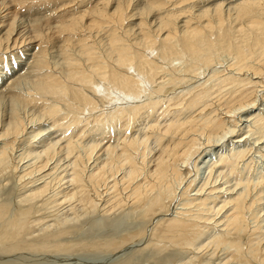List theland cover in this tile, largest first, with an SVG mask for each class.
I'll return each mask as SVG.
<instances>
[{
  "label": "rangeland",
  "instance_id": "374dc122",
  "mask_svg": "<svg viewBox=\"0 0 264 264\" xmlns=\"http://www.w3.org/2000/svg\"><path fill=\"white\" fill-rule=\"evenodd\" d=\"M98 1L100 0H46V2L45 0H20L19 3L18 0H0V47H2L0 48V132L7 131V133H2L3 136L0 133V210L2 209L0 212V264H264V185L259 184L255 187L256 182L259 183L264 179V127L262 128L258 124L259 121L252 122L257 118L255 117L256 113L259 114V117L264 115V97L258 99L257 96L259 104L254 106L257 107V110H248L246 109L248 107H245L230 114L231 117L234 115V122L228 123L226 128L232 132L235 128L233 132H236L235 136L230 138L234 142L226 141L222 143V148L216 147V149L220 148L218 154L225 153L227 156H231L233 151L235 153L236 150L245 151L247 149L248 155L246 154L234 162L235 171H229V166H227V170L225 167L222 168V171L214 174V179L218 178L216 183H212L216 184L218 188L212 191H209L210 188H205L202 191L203 194L210 193L209 195H211L206 201V206L200 205L197 209L196 202H194L189 210L181 209L184 208L181 203L184 201L181 198V189L187 177L181 184L178 183L179 185L173 181L174 187H176L175 191H172V194H175L172 195L173 198L171 192L170 195L167 192H162L163 197L158 192L157 199L160 197V201L164 199L163 204L161 203L165 204L164 210L158 206L161 204L152 202L154 200L151 198L152 194L148 196L149 198L144 197V200L134 204L128 198L131 188H126V183H124V176L126 177L128 173L126 161L114 160L121 153L119 143L125 139H136L139 148L137 147L138 150L135 149V152L133 149L134 153L131 151L132 156L140 163L144 155L149 166L146 165L144 170H147L154 164L153 153L159 146L156 138L153 137L149 140L145 137L148 141H143L146 127L154 123L162 125L166 119L172 116L168 113L169 110L164 116L162 114L164 108L175 100L179 102L183 98V100L187 99L189 93H186V90L206 81L211 76V71L227 69L225 72L237 73L228 67V64L233 61V55L229 48L228 51L226 50L229 46L226 44L229 43L224 41L226 46H223L226 49L220 50L221 52L218 51L219 49L211 50L214 55L216 53L215 56L219 57L217 63H213L207 68L202 65L201 67L197 66L202 68L197 70L201 75L194 77L188 72H183L184 65L197 64L194 63V59L188 60L182 54V56H173L171 60L161 63H171L172 67L181 65L176 67V70L179 68L177 71L180 74L178 80L170 82L174 86L168 82L166 85L164 84L165 88L163 87L162 92L160 91L161 94H155L150 90L156 89L159 85L144 82V84L142 83L143 92L138 97L130 95L121 99L122 94L119 96L115 91L104 88L105 84L101 75L93 74L91 63L83 55H80V47L76 45L79 43V40L76 41V39L87 36L86 41H88V38L93 37L89 40L96 42L95 51H98V54L104 53L103 55L109 53L110 44L107 31L108 27L110 28L113 24L110 23L111 26H109V23L108 25L103 23L104 27H101V32L99 30L93 33L94 29H89L88 32H90L85 30L84 34L83 30H80L82 32L79 33L82 36L72 35V32L54 33L53 31L57 30L49 29L56 22L70 18L74 14H80V11L89 9ZM154 1L128 0L131 6L127 5V12L129 17L130 14L132 16L121 24L120 30H117V32H123L122 38L131 40L138 38L137 23L142 18H146L144 13ZM190 1L189 4L195 6L191 11L194 14H199L200 11L195 8L210 6L206 4V1L209 3L212 0H193L191 3ZM172 7V3L167 6L168 9H172ZM196 10L197 12H195ZM138 11L140 14L137 13ZM230 11V17L233 19L236 14L233 10ZM153 12L148 13L147 20L151 21L150 14ZM85 21H88L87 18ZM231 21L232 24L238 22L237 20ZM36 24L41 25L40 31L50 33V37L44 39L45 41L33 37L32 27ZM6 31L11 33H8L9 38L6 37ZM124 32L128 33V37L124 35ZM90 33H93L92 36ZM12 37L13 39H11ZM20 42L22 43L20 44ZM70 42L74 45H70ZM10 45L11 49L8 47ZM91 45L94 46L93 41ZM65 51H69L72 55L76 54L75 56L80 58L84 71H92L88 74L93 75V89H90V83L87 82L80 89L90 92L91 96L86 94L91 99H98L94 102L95 108L83 107L77 112L69 106L67 100H61L58 93L55 94L50 90L45 91L37 87L41 77L46 74L52 73L62 77L66 68ZM146 51L150 56L157 54L154 50ZM213 52L210 53L212 56ZM38 57L43 61L42 68L35 66ZM101 60L105 61L103 58ZM128 71L131 72L132 68ZM165 73V78L159 79L160 83L168 78L169 74ZM208 80H210V82L207 81L210 88L206 83V88H209L206 94L215 91V88L211 86L213 82L217 81ZM159 81L157 80V82ZM219 81L220 79L217 81L218 83L216 82L217 85ZM78 84L73 81L72 86L78 88ZM225 88L227 90L229 86H224V92ZM224 92L221 91V94H227ZM262 93L264 90L257 92L260 98L264 96ZM212 95L214 96L215 92L204 97L202 102H206L209 97L214 99L215 97ZM216 95L218 98V94ZM104 96L107 98L106 100H104ZM136 98L140 101H142L141 99L149 100L150 104L147 105L150 107L145 104L134 116L130 113L133 119L130 115L126 116L125 113L121 116V113H118L120 110L116 111L118 114H115L114 108L118 105L127 107L129 102L135 101ZM223 99L212 101L215 109L219 108L220 112L221 110L224 112ZM138 100L137 102L140 103ZM196 108L199 110V105ZM196 108L185 105L181 115L189 116L192 113H197L195 112ZM119 109L121 108L119 107ZM208 109L206 108L207 111H209ZM121 111L123 110L121 109ZM103 113L107 117H103ZM110 113L112 114L109 115ZM239 121L240 123H238ZM236 128L239 129L238 132ZM197 137H200L201 140L204 138L203 135H197ZM140 140L143 142L141 143ZM144 142L145 144H143ZM120 162L123 165H120ZM195 164L193 169L195 172L192 171L188 175L192 174L191 178L194 180L196 178L198 186H194L198 189L201 185L199 183L205 181V175L208 172L202 168L204 165L201 163L198 164L201 168L196 171ZM76 175H79V182L74 179ZM142 176L143 174L137 179H141ZM195 181L194 184H196ZM239 181H244V183ZM246 181L251 185L254 183V186L252 185L254 189L249 196H246V202L250 203L251 200H254L251 205L247 204L248 206L244 210L242 223L244 225L237 230L224 229L223 223L227 217L226 214L229 215L232 212V206L226 205L220 210L222 201L231 198L228 196L229 193L240 191L247 183ZM196 189L191 191L188 197H196L194 194ZM119 198H123L124 202L116 203ZM227 208L229 209L227 210ZM216 210L219 212L217 213ZM194 213L210 215V220H198V226L189 232H182L180 235L168 232L165 228L162 230L166 225V223L164 225L166 219L173 218L174 215L190 218V215Z\"/></svg>",
  "mask_w": 264,
  "mask_h": 264
},
{
  "label": "bare ground",
  "instance_id": "6f19581e",
  "mask_svg": "<svg viewBox=\"0 0 264 264\" xmlns=\"http://www.w3.org/2000/svg\"><path fill=\"white\" fill-rule=\"evenodd\" d=\"M189 1L190 0H155L154 2H152L146 9V13H144V15H146V18H147L148 13H150L151 11H154L153 12L154 14L153 13L150 14L151 21L147 20L146 18H142L137 23L138 28H139V31H138L139 36L137 39L135 38V40L134 39L131 40L129 38H126V39L122 38L123 32H120V31L117 32L118 29L120 30V28H122L121 24H123V22L126 21L129 17L128 12H127V8H128L127 5L129 4L128 0H100L96 2L95 4L93 3L94 5L89 7V9L82 10V12L80 11L79 12L80 14H77V15L74 14V16H71V17L69 16L70 18H66L58 23L56 22L54 26L49 27V29L52 28L53 30L54 29L57 30V31H53L54 33L55 32L56 33L57 32L59 33H63V32L71 33L72 32L71 33L72 35L77 34V36H80L81 35L80 33L82 32V31L80 32V30H83L84 34H85L84 31L87 30L88 32L89 29L91 30L94 29L93 33L99 30L101 32L102 30L101 27L103 26V23L104 24L106 23L107 25L108 23L113 24L112 26L114 28H111L112 27L111 24L109 25L111 27L110 28L108 27V31L110 30V32H108L106 29L107 36H108V43L110 44V51L108 50L109 53L107 52L105 55H103L104 53L98 54V51L97 52L95 51L96 42L94 40H89V39H92L93 37L88 38V41H86L87 36L85 35L83 36H85L86 38L83 37L80 39H76V41L79 40V43H77L76 45H79L78 47H80V50L82 53L81 54L79 52L80 55H83V57H85L86 60H88L91 63L90 67L93 69V74L97 76L101 75V79L103 80V83L105 84L104 88H106V90L111 89L112 91H115V93H117V95L119 96L120 94H122L123 97H121V99L128 97L130 95L131 96L133 95V97L134 96L138 97V95L143 92L142 86L144 82H149V84H152V85L154 83L156 85H159L157 86L156 89L153 88V90L152 89L150 90L151 93H155V94L156 93L159 94L160 91L163 89V87L166 85V83L169 82L170 84V82H176V80H178V76L180 75L179 71H177L179 68H177L176 70V67H180L181 65L180 66L176 65V67H172L171 63H167V64L161 63L167 60H171L173 56H180L182 54L188 60L191 58L194 59V63H197L198 65L194 64L195 65L194 66L193 63H191V66L184 65L185 67L184 68L182 67V69H184L183 72H186V73L188 72L192 76L197 77V75L200 74V72L198 73L197 70L202 69V68H198L197 66L201 67L202 65V67L206 66L207 68L209 67V65L213 63H217V61H219L218 60L219 57L215 56L216 53L214 55V52L211 50H214V49L215 51H217L218 49H219L218 51L224 50L226 49V47L224 46L229 45L227 46L226 50L228 51V48H229L232 51L233 61L232 62L229 61L230 63L228 64V67L230 70L236 71L235 73L237 74H233L232 72H231L232 74L230 72H225L227 69L214 70L213 72L211 71L212 74L208 78V79H212L213 81L215 80L218 81L220 79L218 85H217L218 83L217 81H216L217 83L215 82L216 84L214 82L213 84L210 83L212 84L211 87L215 88V91L213 90L215 92V95L214 96L212 95L213 97H215L214 99L213 98L211 99L209 97V99L206 100V102H202L204 100V97L206 98V96L214 94L213 91L212 93L209 92V94H206L208 93V89L210 88L209 84L207 83V81L210 82V80L207 79L203 83H198L196 86L192 87L191 89L189 88V90H186L187 91L186 93H189V96L187 99L183 100L184 99L183 98L182 99L183 101L181 100L179 102L175 100L173 103H170V105L164 108L165 110L163 109L164 111L162 112V114H164V116L167 110H169L168 113L172 114V116L166 119L162 123V125L159 123H154L146 127V131H145L146 133L144 135V138H142L143 141L145 140V142H147L150 138L153 137V138H156V141L158 143L157 145L159 146L156 152L153 153L154 164L150 168H148L147 170H144L146 168V165L148 166L146 159L144 158L145 157L144 155L142 156V161H141L142 164L141 162L139 163L138 160H135V158H133L132 156V152L133 151L135 152L136 150H138L137 147L139 146L138 144H136L137 143L136 139L135 140L134 138L129 139V140L125 139L119 143L120 145L118 144L119 146H121V151H120L121 153H119V155L116 156L115 157L116 159L114 160H119L121 162L126 161L125 165L128 167V170H127L128 173L126 177L124 176L125 178L124 183H126V186H125L126 188L127 187L131 188L130 193L128 194V198H130V201L132 200L134 204L136 202H141V200L144 197H148L150 194H152L151 198H154V200H152L154 204H161L162 202H164V199L163 201H160L161 197L160 199H157L159 197V193L162 194V192L163 193L167 192L169 194L171 192V196H172L174 194V193L172 194V191H175V188H176L174 187L173 181H176L177 184L178 183L181 184L184 181V179L187 177V180L184 181L185 183L181 189L182 191L181 198L184 199V201L181 202L184 208H181V209H184L186 211L189 210L190 206L191 205L193 206L194 202H196L195 204H196L197 209H198V206L200 205L206 206L207 204L206 201L209 199V196L211 195H209L210 193L203 194L202 191L205 188L206 189L210 188L209 191H212L218 188L216 184H213V183H216V180L218 178L216 177L214 179L215 177L214 174L217 172H220V170L222 171V168H225V167H226L225 169L227 170V166H229L228 167L229 171L230 170L233 171L234 162L243 158L247 154V151H246L247 149L245 151L244 150L241 151L240 149H238L240 151L236 150L235 153L233 151V153H231L233 155L231 156H227L225 153L218 154V152L220 151V148L216 149V147L219 146L222 148V143L226 141L230 143L234 142V140L230 138L235 136L236 132L233 133L235 131L234 130L235 128L233 129V132L232 130L229 131L226 128L228 123L234 122L233 120L234 115H232L231 117L230 114L238 111L237 109L241 110V108H245V107H248L246 108L248 110L256 109L257 107H254L256 106L255 104H259V100H257V96H258V99H263L264 97V96H261L260 98L259 97L260 95L257 94L258 91L260 92L264 90V79H263L264 78V0H234V1L233 0H212L209 3H207L206 1V4H209L210 6L206 5V7L204 8H201L202 6L199 9L197 7L195 8L198 11H200L199 14L198 13L194 14V12L191 11L193 7L195 6L189 4ZM18 2L20 3V0H18ZM167 2L169 5L172 3V6H173L172 9L167 8L168 6V4L166 5ZM186 2L188 3L184 4ZM191 2H193V0H191L190 3ZM223 5H224V10H223ZM197 10L195 12H197ZM230 10H233L234 14H236L235 17L233 16V19H231L230 17L231 15ZM131 11L133 12V10ZM137 13L140 14L139 11ZM130 15L132 16V14ZM85 18H87L88 21H85ZM231 20L233 21L237 20L238 22H236V24H232ZM117 25H119L120 27L119 26L117 27ZM40 26L36 24L35 26L32 27L33 32H34L33 37L38 38L39 40L40 38L41 40L48 39L50 37L49 35L50 33L42 32V30L40 31L41 29ZM10 32H7L6 37L9 38V34H11ZM92 34L90 36H92ZM127 34L128 33L125 34L124 32L125 36ZM126 37H128V35ZM11 39H13V37ZM92 41H93L94 46L91 45ZM224 41H227V43L229 44L225 45ZM8 43H9V40H8ZM21 43L22 42H20V44ZM70 45H74V44L70 42ZM8 47H10L11 49V45ZM146 50H150V51L154 50L157 52V54L155 53L156 55L150 56ZM41 52H40V55H41ZM211 52H213L212 53L213 56L210 54ZM64 54L66 57V60H65L66 68H65V71L63 72L62 77L60 78L58 76H55L52 73L46 74L44 77H41V79L39 80V84H37L38 85L37 87H39L41 90H45V91L50 90L51 92L55 94L58 93L59 94L58 97H60L61 100L62 99L67 100L69 103V106L73 107V109H75L77 112L80 111L81 108L83 107H90L91 109L95 108L96 104L94 105V102H96V100L98 99L96 100L95 98L91 99V97H89L86 94L88 92H84L83 89H80V87L82 88L85 82L90 83V86H91L90 89H93L92 88L94 84L93 75L91 74L92 75L91 76L88 74V72L90 71L83 70L84 66L81 65L83 63L82 61L80 63V58L76 57L75 56L76 54L72 55L69 51H65ZM40 57H38L39 59L38 61H36L35 66L36 67L41 66L42 68L43 61L40 60L41 59ZM102 58L105 61H102L101 60ZM195 67H197V69H195ZM131 68H132V71L129 72L128 70ZM94 71H97V72H94ZM165 72H167L169 76L167 75L168 78H166L163 82L161 81L160 83L159 79L165 78L164 77V75L166 74ZM224 73H228V74H224ZM157 80L159 82H157ZM73 81H76V83L77 82L79 83L78 88H75L72 86ZM183 83H185V81H183ZM206 83L208 84L209 88H206L207 87ZM224 86H229V89L226 90L225 88L226 90L225 92H224ZM258 88L260 89L258 90ZM221 91L227 94H221ZM216 94H218L219 96L218 98H216L217 96ZM263 94L264 93H262V95ZM89 95L91 96V94ZM106 99L107 98L104 96V100ZM218 99L224 100L222 105L224 107L225 113L222 112V110L220 112L219 108L215 109L212 101L214 100L215 102L216 100L218 101ZM137 100L138 99L136 98L135 101L132 100L131 102H129V105L127 107H124V106L121 107V105L120 106L118 105L116 108H114L115 114L121 113V116H122V114L125 113V115L128 116L131 113L134 116L144 107L145 104L146 106L150 107V105H147L149 103V100H146V101L143 99H141L142 101L138 100L140 103H138ZM164 102L166 103V100H164ZM102 103H106V102H102ZM185 105L190 106V107L194 106V108H196L197 105H199L200 108L199 110L196 108L197 111L195 112L197 113H192L189 116H186V115L183 116L181 115V111L183 109V106ZM119 107L123 111H121ZM206 108L207 109L209 108L208 109L209 111H207ZM119 110L120 112H118ZM204 110L206 111L205 113H204ZM111 114L112 113H110L109 115ZM253 115H254V112H253ZM103 117H107V115L103 113ZM255 117L254 118L256 120L253 119L252 122L259 121L258 124L261 125L263 128L264 127V115L259 117V114L256 113ZM256 122L255 124H257ZM238 123H240V121ZM238 130L239 129H237L236 131L238 132ZM4 132L7 133V131L5 130L3 132H0L1 136L4 135V134L2 135V133ZM229 132H230V135H228ZM197 135H203L204 138L201 140L200 137L199 138L197 137ZM145 137L148 139L147 141ZM259 138L261 139V137ZM255 139L257 140V138ZM141 140L140 142L142 143L143 141ZM145 142L143 144H145ZM241 147L243 148V146ZM200 163L204 165L202 166V168H204L208 173L206 174L207 176L205 175L206 177L205 181L203 183L200 182L199 183L201 184L200 187L196 189L194 186V185H197L196 178H195L196 180L195 181L194 178L193 179L191 178L193 175L191 174V176H189L188 174L193 171L194 164L196 165L195 170L198 171V169L201 168V166L200 167L198 166V164ZM120 165H123V164L121 163ZM182 166H183V169H182ZM76 171H78V169H76ZM141 174H143V176L141 179L139 178L138 180L137 178ZM100 177L102 178V176ZM74 179L76 182H79V175H76ZM263 180H261L259 183L256 182L255 187H257V185L259 184L264 185ZM194 181L196 184H194ZM211 183L212 185H210ZM240 183L243 184L244 181ZM232 185H235V184H232ZM252 185L254 186V183ZM252 185L251 183H248V182L245 183V185H243L240 191L237 190L235 193H229L228 196L231 198L228 199L226 197L227 199H224L222 201L223 204H221L219 208L220 210L223 209L226 205L232 206L231 207L232 212L229 215L226 214L227 217L223 223L225 227L224 229L231 228V229L237 230L239 227L244 225V224L242 225L243 215L245 212L244 210L248 206L247 204L251 205V203L254 200V199L251 200L250 203L246 202V199H247L246 196H249L250 192L254 189ZM232 188L230 187V189ZM195 189H196V193L194 194L196 197L194 198L188 197V195H190V192ZM162 197H163V194H162ZM166 197H167V194H166ZM122 202H124L123 198H119L116 203L121 204ZM162 204L158 205V206H161L160 207L161 209L165 208V204L164 205ZM166 208H168V206H166ZM228 209L229 208H227V210ZM1 211L2 209L0 210V212ZM218 212L219 211H217V213ZM190 216H191L190 217L191 219L185 218V217L182 218L181 216L179 217V216L174 215L173 218H169L164 221V225L165 223L166 225L163 226L162 230H164L165 228L168 232L180 235L182 232L184 233L189 232V230H192L196 226H198V223H199L198 220H201V219H204V221L210 220L209 219L210 215L205 216L202 214L200 215V214L194 213V214H191Z\"/></svg>",
  "mask_w": 264,
  "mask_h": 264
}]
</instances>
